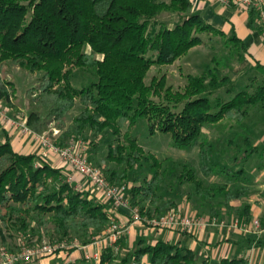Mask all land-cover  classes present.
Masks as SVG:
<instances>
[{"label":"trees","instance_id":"1","mask_svg":"<svg viewBox=\"0 0 264 264\" xmlns=\"http://www.w3.org/2000/svg\"><path fill=\"white\" fill-rule=\"evenodd\" d=\"M164 13L178 15L180 23L172 28L159 23L158 17ZM247 14L249 29L260 34L257 12L250 9ZM209 33L223 38L230 56L243 62L247 55L243 41L233 30L226 35L193 13L191 0H0V69L10 62L38 75L37 97L31 100L27 117V126L36 135L47 131L50 123L62 124L76 100L83 108L64 132L63 144L71 137L98 136L106 130L118 140L126 126L123 143L108 148L106 161L114 167H96L116 186L123 185L136 167H150L153 178L130 190V203L142 216L153 219L178 209L159 195L163 163L132 137L136 121L145 118L151 132L157 129L169 135L177 149L198 147L200 171L205 177L217 172L225 176L224 185L213 187H206L194 169H184L178 178L181 184H192L203 201H223L211 208L212 218L223 217L224 208L250 222L247 206L237 211L232 206L247 197L245 187L235 186L245 182V170L232 172L216 164L203 129L223 121L242 126L251 111L264 104V65L255 61L253 66L262 78L255 89H227L231 99L209 97L231 83L222 70L223 60L216 58H212L214 67L208 66L198 76L188 75L183 91L165 87V77L145 83L152 66L172 65L203 45L202 36ZM72 68L93 69L98 81L76 89L71 82ZM14 95V86L0 76V103H9ZM241 131L247 135L236 133L227 144L238 148L245 159L256 148L249 140L251 133L243 127ZM238 139H243L244 149ZM239 157L232 159L238 166ZM110 220L106 203L75 190L64 179L62 168L35 154L16 152L6 135L0 144V240L4 245V231L45 234L58 240L76 238L86 245L108 228ZM10 249L15 251V247ZM131 259L134 264H207L190 248L163 240L142 244L134 249ZM115 260L114 252L107 249L98 264H114ZM220 264L248 262L240 257Z\"/></svg>","mask_w":264,"mask_h":264},{"label":"rangeland","instance_id":"2","mask_svg":"<svg viewBox=\"0 0 264 264\" xmlns=\"http://www.w3.org/2000/svg\"><path fill=\"white\" fill-rule=\"evenodd\" d=\"M226 7L238 8L234 4H230ZM238 9L247 13L244 9ZM157 21L172 28L179 24L181 19L178 15L164 13L158 17ZM257 27L259 26L257 25ZM202 39L204 41L203 45L193 48L172 65L152 66L147 73L145 83L149 85L154 78L160 79L161 77H165V87H171L174 92L183 91L187 84V76H198L202 74L208 66L214 67L212 58H216L218 61L223 60L225 67L222 70L230 76L231 83L227 87L214 92L209 96L211 99H216L217 97L221 99H231L232 96L226 93L227 89L230 88L236 91H241L244 88H247L249 91L255 89L257 83H259L262 78L253 69L255 63L250 57L244 55L243 62H240L238 56H230V51L225 47L224 39L220 36L209 33L203 35ZM258 39L264 42V35H262V32L258 35ZM85 52L91 53L89 49H86ZM148 56H150V54ZM97 58L101 59L99 56H97ZM0 76L4 81L11 83L15 89V95L10 99L9 103L2 102L0 106L7 112L9 117L17 120L27 118L31 109V100L37 97V88H39L38 75L21 70L8 62L0 69ZM97 81L98 78L93 69L72 68L71 82L76 89L81 90L87 88ZM156 101H159V99H156ZM82 108V105L76 100L73 108L65 115L63 123H50L47 131L44 133L48 134L51 138H55L52 137L53 132L59 131L60 144L67 145L70 138L63 144L62 136L66 129L72 124L73 119L80 114ZM242 127L246 129L248 133H251L249 140L256 148V152L251 157L245 159L241 158L238 148H231L227 144V140L233 139L236 133L244 136L245 133L241 131ZM125 132L126 126L122 128L118 140L109 130L104 131L98 136L86 133L84 136L79 137L86 144V156L88 160L95 166L101 164L102 167H114V165L106 161L108 148L110 145H115L117 142L123 143L122 137ZM203 133L204 136L211 141L213 161L232 172H237L240 168H243L246 173L245 182H238L235 186L236 188L237 186L245 187L249 196L255 195L258 192L255 182L258 177L260 178L262 173L261 167L264 164V104L254 108L242 126H234L231 122L223 121L217 125L206 126L203 129ZM7 134L10 137V129L0 122V144L3 143ZM246 135L247 134H245V136ZM132 137L137 140L138 144L146 153L154 155L163 163L162 169L160 170L163 174V180L160 183L159 195L165 200L173 201L178 207L177 210H171L169 212L179 213L182 216L191 218H201L204 221L202 227L194 226V229L184 228L178 230L158 229L151 227V225L148 224V220L136 223L133 220L131 210H116L104 196H101L97 189L92 188L88 191L81 189L80 191H85L101 202L106 203L110 208L111 219H113V224L109 223L108 228L103 233L97 235L92 243L85 245L76 238L58 240L56 238L52 239L45 234L41 236L18 233L10 234V232L4 231L3 236L5 237L6 245L0 240V248L8 249L10 252H16L23 244L34 247L40 245L44 240L52 244L66 243V247L63 250H58L54 255H46L36 259L33 258V260L19 264H98L101 255L99 259H94L92 256L96 255V253L102 254V252L107 249H111L116 255L114 264H134L131 259V254L134 249L142 246V244L153 245L154 242L157 241L155 238L156 233H175L178 237H185V240L187 239V244H194L195 247H199V245L200 247L202 245V247H205V245L208 244V236L211 237L212 234H218L222 231H237L245 237L255 233L249 226L251 223L239 220V216L236 217L235 215L229 219L228 216L232 214H228L224 208L223 217L220 219L212 218L210 216L211 208L223 205V201H203L195 194L192 184H181L179 181L178 178L183 174V170L187 168L196 170L198 179L202 180L206 187L222 186L225 184L226 178L219 172L210 177H205L202 174L200 171L198 147L190 150L177 149L173 145V141L169 135L161 134L157 132V129L151 132L148 120L145 118L136 121L132 131ZM237 142L243 145V139H238ZM241 149H244V145ZM235 157H239V166L237 163L232 162V159ZM244 162H246L245 165L241 166ZM152 178L153 172L150 167L146 165L142 168L136 167L129 172V179L122 183L127 188L126 197L129 203L130 190L134 186L137 187L140 185L143 180H150ZM64 179L66 180L65 177ZM130 207L140 211L139 208L132 206L131 203ZM212 219L217 220L215 224L209 223V220ZM205 220L209 222L205 224ZM255 220L260 223L258 219ZM236 221L238 222V228L232 226V223ZM243 223L247 224L249 231H242L241 224ZM112 225H115L122 233L115 243L110 239ZM260 225L263 229L264 224L261 223ZM74 240L77 241V247L73 246ZM9 245L15 247V251H12Z\"/></svg>","mask_w":264,"mask_h":264},{"label":"crops","instance_id":"3","mask_svg":"<svg viewBox=\"0 0 264 264\" xmlns=\"http://www.w3.org/2000/svg\"><path fill=\"white\" fill-rule=\"evenodd\" d=\"M191 1L193 3V13L201 16L210 26L226 35H230L233 30L245 44L247 48L246 56L250 57L254 63L258 61L264 65V42L258 39V32L249 29L247 13L235 7H226L216 0ZM10 142L18 153L41 155L39 144L34 142L31 137L21 135L18 131H10ZM47 162L54 167L62 168L63 176L66 178V181H70L74 188L79 187L80 190L84 189L87 191L92 189L82 176L65 166L59 159L53 158ZM261 169L260 178L258 177L255 182L258 192L250 196L247 193L246 198L232 203L236 211L243 206L248 207L251 214V222L249 223L258 219L260 224H264V164ZM234 216L235 214H232L228 218L230 219ZM238 218L245 221L242 216ZM155 238L157 241L163 240L186 246L195 251L200 260L206 261L207 264H220L224 259H236L240 257L245 258L248 264H264V232L256 231L254 234L252 233L248 237H245L237 231H222L218 234H212L211 237L208 236V244L205 247H202V244L201 247L200 245L199 247H195L194 244L188 245L185 237H178L177 234L172 232L156 233Z\"/></svg>","mask_w":264,"mask_h":264},{"label":"built area","instance_id":"4","mask_svg":"<svg viewBox=\"0 0 264 264\" xmlns=\"http://www.w3.org/2000/svg\"><path fill=\"white\" fill-rule=\"evenodd\" d=\"M218 3L228 6L234 4L238 8L244 9L247 13L250 9H254L257 12V25L262 30L264 35V0H216ZM0 122L10 129V131H18L23 136L31 137L34 142L38 143L41 148L40 157L49 161L53 158L59 159L65 166L70 168L75 173L79 174L84 178L87 184L97 191L100 192L101 196L108 200V202L116 210H131V214L134 222L141 223L144 220H148V224L153 228L158 229H194V226H203L204 221L201 218H191L188 216H182L179 213L168 212L157 218L148 219L146 216H142L138 209L130 207L129 200L127 199V188L123 185H112L104 177L101 170L93 165L86 156V144L83 140L76 137H71L67 145H62L59 142V131H54L51 138L48 134L43 133L42 135L34 134L27 126V118L17 120L9 117L7 112L0 106ZM70 183V181H67ZM77 191L80 188H76ZM113 219L110 223L113 224ZM210 221V222H209ZM205 220L207 222L215 224L216 219ZM242 231H249V227L246 223L241 224ZM232 226L238 228V222L232 223ZM252 231L264 232L260 223L254 220L250 225ZM129 231V230H128ZM121 231L112 225L110 239L115 243ZM31 242V241H30ZM77 241L74 240L73 246L77 247ZM66 247V243H50L43 241L40 245L30 247L29 245L23 244L20 249L16 252H10L8 249L0 248V264H19L22 262H28L33 258H40L46 255H54L58 250H63ZM101 254L96 253L92 257L99 259ZM89 257V256H87Z\"/></svg>","mask_w":264,"mask_h":264}]
</instances>
